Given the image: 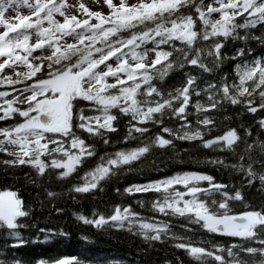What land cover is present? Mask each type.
<instances>
[{"label":"snow or ice","instance_id":"obj_1","mask_svg":"<svg viewBox=\"0 0 264 264\" xmlns=\"http://www.w3.org/2000/svg\"><path fill=\"white\" fill-rule=\"evenodd\" d=\"M103 3L107 12L66 0H0V85L16 93L9 99V91H0V121L12 120L0 127V152L11 157L0 164L6 170L29 167L24 179L33 185L45 178H74L68 192L75 201L77 195L103 192L104 184L138 171L134 166L157 151L171 149L179 156L177 141L212 151L228 149L236 163L220 157L207 163L241 173L239 186L200 171L177 172L130 183L122 191L114 188L120 196L154 194L135 201L153 215L124 204L73 215L83 226L98 232L125 230L149 246L171 240L195 264H264V202L253 206L243 191L258 182L257 191L264 195V117L255 121L258 129L251 143L252 126L243 123L212 136L216 113L228 105L241 109L236 117L264 112V53L254 55L249 43L264 48V0ZM21 6L29 14H21ZM236 41L243 46L229 55L225 49ZM228 61L234 62L231 72L222 70ZM186 66L198 74L184 72L180 85L168 90L159 86ZM203 74L212 78L203 79L201 87ZM190 116L196 117L195 123ZM121 119L125 131L113 140ZM97 143L115 150L101 153ZM6 144L15 150L8 151ZM240 144L243 149L237 152ZM89 160L93 163L80 175ZM150 166L159 170L155 159ZM44 193L52 211L62 214L64 208L55 203L62 193L49 188ZM237 202L242 211L233 210ZM33 212L17 191L0 190V264H23L8 253L28 243L21 230L36 227L28 223ZM176 218L184 221L178 226L183 234L173 231ZM40 234L44 241L70 235L63 229L39 228L37 240ZM81 239L90 241L83 233ZM51 264L80 262L66 257ZM176 264H184L179 256Z\"/></svg>","mask_w":264,"mask_h":264},{"label":"trees","instance_id":"obj_2","mask_svg":"<svg viewBox=\"0 0 264 264\" xmlns=\"http://www.w3.org/2000/svg\"><path fill=\"white\" fill-rule=\"evenodd\" d=\"M45 26H47L45 24ZM259 27V26H258ZM257 35L259 30L257 29ZM253 48V54L256 56L264 53V48H261L255 41L249 42ZM237 46H243L242 41L229 42L228 47L225 49L226 52L231 55L232 51ZM39 50H37V53ZM250 58V57H249ZM234 67L233 61H228L222 66L223 71L231 72ZM191 72L193 75L198 73L195 71L193 66H186L184 69H179L169 74L165 80L160 83V87L165 90L170 89L173 86H179L180 81L184 79L183 73ZM210 74H203L198 80L200 86L203 79H211ZM15 87H21L16 85ZM9 91L11 95L16 94L12 91V88L8 85H0V91ZM195 99V97H193ZM201 101L204 102L206 97L203 95L200 97ZM194 111V110H193ZM241 111L240 108L234 106H226L225 110H222L217 115V127L212 132V136L221 135L230 127L239 128V125L252 126V138L249 139V143L256 138L258 125L255 121L261 117H264V112L258 111L256 114L244 113L239 117L235 116V112ZM2 115V113H0ZM225 116L230 117L224 119ZM190 120L195 123V116H190ZM11 124L12 120L7 122L0 121V127ZM125 120L121 119L119 124V131L113 135V140L119 139L125 129ZM242 131V130H241ZM2 139V137H0ZM260 139L264 140V132H261ZM177 150L179 156L169 149L168 151H157L152 157H149L143 164H137L134 167L138 171L127 173L121 176L118 180L114 179L103 185V192H95L93 195H77L76 200L72 199V194L68 192L70 185L74 182V178L70 180L58 181L53 177L51 182H48L47 178L42 181H38L37 185H33L30 182H26L24 179L25 173H29L30 169L27 166H21L18 168L5 169L0 164V190L9 188V190L17 191L26 202L30 203L33 208V216L29 219L28 223L32 224L35 222L36 227H29L28 229L21 230L22 235L28 240L25 245L9 250L8 255H15L19 257L23 264H35L36 260H45L51 264V261L62 258L76 257L80 264H108V261L119 262V264H165V261H171L172 264H176V257L179 256L184 264H195V262L187 257L183 250H177L173 248L172 241L166 240L163 243L156 242L152 246H149L141 237L133 235L125 230H108L98 232L90 227L83 226L78 223L74 212L90 213L93 207L100 211H107L111 205L124 204L130 205L133 210L141 213L142 215L148 216L153 215L141 209L140 206L135 202L140 199H152L154 194H134L133 196H120L115 191V187H119L121 191L124 187H127L130 183H143L147 179H160L167 175H173L177 172L184 171H200L210 175H213L218 182L239 186L240 182L244 179L243 175L233 169L224 168L222 166H213L207 163L208 160L220 157L224 159L225 163L232 164L236 163V159L230 150L225 149L223 151L217 150L212 151L210 149H202L196 147L194 143L177 141ZM124 145L118 144L115 147H123ZM99 152L113 151L114 147L105 149L100 143H97ZM243 149V144H240L237 148V152ZM185 150H188L187 152ZM5 152H0V161L4 159H10ZM155 159L156 164L159 165V170L152 168L151 162ZM93 163L92 160L88 161V164L84 165L80 171V175H83V170ZM14 177L16 179H14ZM44 188H49L57 192H61L62 195L57 198L55 203L57 206L64 208L62 214H57L52 211L51 203L46 199ZM259 184L257 182L254 188L243 189L245 198L253 206L259 207L264 202V195L257 191ZM95 197V198H94ZM40 201H44V206H40ZM234 211H242L243 205L239 202L233 206ZM158 218H164L159 217ZM172 223L176 225L173 231L178 234H183V230L178 226L184 221L181 218L172 220ZM39 228H51L54 230L63 229L70 233L68 237L57 236L49 241L43 240V234L39 235L37 240V232ZM87 234L90 237V241H84L81 239V234ZM200 234L198 233V236ZM207 239V237H202ZM196 238L194 237V240ZM216 239H220L216 237ZM4 244V240L0 238V247ZM0 258H4L0 256Z\"/></svg>","mask_w":264,"mask_h":264},{"label":"rangeland","instance_id":"obj_3","mask_svg":"<svg viewBox=\"0 0 264 264\" xmlns=\"http://www.w3.org/2000/svg\"><path fill=\"white\" fill-rule=\"evenodd\" d=\"M66 2L68 4H73V5H75L76 3H79V2H83L87 7H89L91 10H94V11L107 12V10H108L106 5L103 3V0H66ZM113 2H118V0H113ZM128 2L133 3V2H135V0H128ZM72 11L75 12V9L73 8ZM20 12H21V14H25V15L29 14V10L23 6H21V8H20ZM15 95L16 94L10 95L9 99H11L12 96H15ZM6 147H8V151H14L15 150V146H10V145L6 144Z\"/></svg>","mask_w":264,"mask_h":264}]
</instances>
